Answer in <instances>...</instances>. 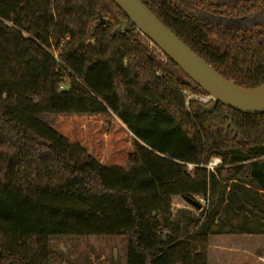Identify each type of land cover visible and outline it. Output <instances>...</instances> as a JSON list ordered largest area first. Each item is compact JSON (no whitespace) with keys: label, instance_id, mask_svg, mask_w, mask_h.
<instances>
[{"label":"trees","instance_id":"obj_1","mask_svg":"<svg viewBox=\"0 0 264 264\" xmlns=\"http://www.w3.org/2000/svg\"><path fill=\"white\" fill-rule=\"evenodd\" d=\"M140 1L225 79L264 84V0ZM204 96L112 0H0V264L93 237L124 238L126 264H208L212 236H264V114ZM74 114L116 117L127 166L45 120Z\"/></svg>","mask_w":264,"mask_h":264},{"label":"rangeland","instance_id":"obj_2","mask_svg":"<svg viewBox=\"0 0 264 264\" xmlns=\"http://www.w3.org/2000/svg\"><path fill=\"white\" fill-rule=\"evenodd\" d=\"M47 123L72 144H80L101 164L127 166L133 136L111 115H58L45 118ZM216 160L212 161V164ZM211 167V165L209 166ZM208 167V169H210ZM213 168V166H212ZM196 202L205 207L199 197ZM175 213L186 210L198 216L179 198L173 199ZM239 219L231 218L236 224ZM53 264H126L127 244L124 238L93 237L53 240ZM208 264H264V236H212L206 247Z\"/></svg>","mask_w":264,"mask_h":264},{"label":"water","instance_id":"obj_3","mask_svg":"<svg viewBox=\"0 0 264 264\" xmlns=\"http://www.w3.org/2000/svg\"><path fill=\"white\" fill-rule=\"evenodd\" d=\"M112 1L139 32L211 97L213 107L210 111H214L216 104H222L242 114H264V84L256 88H243L225 79L197 56L140 0ZM105 23L106 19L101 18L100 24ZM193 205H197L198 210L201 209L200 205Z\"/></svg>","mask_w":264,"mask_h":264},{"label":"built area","instance_id":"obj_4","mask_svg":"<svg viewBox=\"0 0 264 264\" xmlns=\"http://www.w3.org/2000/svg\"><path fill=\"white\" fill-rule=\"evenodd\" d=\"M67 88V85H65V84H62L61 86H60V90L61 91H63V90H65ZM200 103H202V104H209L210 102H212V99H211V97H209V96H204V97H197L196 98ZM220 164V161L219 160H216V162L215 163H211L210 165H211V167H209L210 169L209 170H213L217 165H219ZM212 166H213V168H212ZM190 169H192V166H190Z\"/></svg>","mask_w":264,"mask_h":264}]
</instances>
